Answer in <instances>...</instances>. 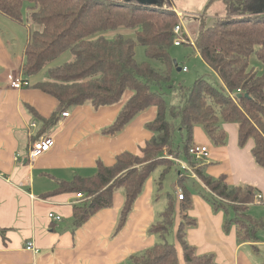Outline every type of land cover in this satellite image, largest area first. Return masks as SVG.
<instances>
[{"label": "trees", "instance_id": "16d2710c", "mask_svg": "<svg viewBox=\"0 0 264 264\" xmlns=\"http://www.w3.org/2000/svg\"><path fill=\"white\" fill-rule=\"evenodd\" d=\"M161 1L156 6L144 7L135 0H0V13L29 27L21 67L23 77L29 81L45 73V79L36 83L35 88L58 102L50 119L38 115L42 122L39 135L57 126L70 109L119 105L128 92L132 96L112 125L103 130L104 136L121 133L139 114L152 107L157 109L155 120L148 126L152 139L138 154L123 152L110 166L99 160L94 176L76 177L61 184L57 191L83 196L82 204L72 210L74 227L81 228L97 213L110 209L114 194L122 190L125 202L117 231L123 229L153 173L162 169L160 190L167 173L175 168L179 187L185 193L181 221L176 222L175 194H168L166 209L151 228V234L159 241L132 256L131 264H216L213 255L197 254L186 236L188 229L197 226V221L184 214L190 209L185 183L193 178L182 174L180 166L170 158L180 160V152L173 149L176 125L167 119L166 101L159 93L164 86H172L176 65L171 49L177 39L174 29L180 23L170 1ZM218 2L225 7L224 17L210 21L201 18L194 46L190 47L198 51L221 86L217 88L202 78L189 88L181 86L179 107L171 111V117L180 122V131L187 136L183 143L186 164L194 168L195 178L210 193L206 200L217 212L233 213V218L227 219L225 231L235 226L239 242H253L258 232L264 230V217L253 220L248 214L249 206L256 200L255 189L230 186L225 176H206V164L194 162L189 153L196 127L201 126L216 147H223L228 139L223 125L238 124L239 145L244 147L253 140V157L264 168V74L256 72L251 63L252 56L264 63L262 1L211 0L210 4ZM121 28L133 31L134 37H108V33ZM137 46L144 47L147 58L160 62L164 68L159 70L150 62H138ZM66 55L69 59L60 62ZM34 140L33 143L38 141ZM172 229L176 242L170 243Z\"/></svg>", "mask_w": 264, "mask_h": 264}, {"label": "crops", "instance_id": "0c3cea01", "mask_svg": "<svg viewBox=\"0 0 264 264\" xmlns=\"http://www.w3.org/2000/svg\"><path fill=\"white\" fill-rule=\"evenodd\" d=\"M161 3L160 0L158 4ZM178 8L172 6L175 13H185ZM186 22L191 37L195 36L199 24ZM29 36V27L0 13V231H4L0 232V264H131L132 256L159 241L151 234V228L166 209L167 200L157 193L155 178L146 183L126 226L119 231L125 202L122 190L114 194L110 209L97 213L78 229L73 225L72 210L82 204L83 196L57 190L76 177L94 176L99 160L110 166L123 152L138 154L152 139L148 126L155 120L157 109L152 107L139 114L121 133L104 136L103 130L112 125L132 96L128 92L119 105L70 109V116L61 117L57 126L39 135V116L50 119L58 106L55 98L35 88L45 79V73L29 79L30 88L15 90L9 85L10 76L22 71ZM67 59L68 55L60 62ZM33 124L37 128H32ZM223 128L228 135L223 147H216L201 127L194 129L193 144L210 150L205 175L215 179L225 176L227 184L234 187L250 186L256 191L255 202L264 203V168L253 157L254 141L241 147L238 124L227 123ZM41 137L53 138L55 145L31 163L28 153L35 143L32 140ZM178 189L181 190L179 185ZM190 197V209L184 214L197 221V226L188 229L186 236L197 254L213 255L216 264H264V230L253 242H239L235 226L225 231L227 214L215 211L204 197ZM175 199L176 222L180 223L185 199L179 202L176 192ZM252 206L248 211L250 218H263L264 207L250 215ZM229 213L233 218V213ZM51 214L60 215L62 221L51 220ZM29 242L34 243L37 253L26 250ZM177 249L181 255L179 246Z\"/></svg>", "mask_w": 264, "mask_h": 264}, {"label": "rangeland", "instance_id": "374dc122", "mask_svg": "<svg viewBox=\"0 0 264 264\" xmlns=\"http://www.w3.org/2000/svg\"><path fill=\"white\" fill-rule=\"evenodd\" d=\"M126 2L127 0H120ZM171 5L178 9L182 8L185 10V13L182 17H179V23L184 24V31L178 36L179 39L182 41V44L177 47H173L171 49V56L176 65H178L173 72L171 87L164 86L162 90H159V93L163 95L166 101V105L168 108L167 111V119L173 122L176 125V130L174 133V143H173V149L175 151L180 152L179 161L187 163V157L185 154V150L183 148V143L187 139V136L185 132L180 131V122L178 120H175L171 117V111L173 109H178L179 107V100H180V94L179 89L181 86L184 87H191L195 83L196 80L199 78L205 79L206 81H209L213 85H215L217 88H220L221 82L219 81V78L216 77L214 72L210 69V67L203 62L201 59L199 53L197 50H194V48L188 44L189 38L191 37V33L189 31V28L187 27L186 21H194L200 24V19L203 18L206 21L214 20L219 17H224L225 15V7L221 2L218 3H212L210 4L211 0H169ZM262 1V6L264 9V0ZM158 5V4H157ZM176 10V9H175ZM26 11V10H25ZM23 13L26 16V13L23 11ZM198 34V31H197ZM197 34L194 36L193 41L195 42ZM109 38L113 39L118 35H123L128 38L134 37V32L129 31L126 29L121 28L117 32H110L107 34ZM136 52V60L140 63L147 62L151 63L152 66H154L156 69H163L164 66L161 65L160 62L152 61L147 58L146 52L144 47L137 46L135 49ZM251 63L253 69L258 72L260 75L264 74V63H260L255 56H252ZM187 68L188 71L184 72L183 69ZM154 91H158V88H153ZM224 122L222 121L221 124ZM226 124V123H225ZM224 124V125H225ZM201 127V126H200ZM162 169L157 170L153 173L152 178H155L154 180V186L157 188V193L163 195V199H166L168 194H175L176 192V186L179 185V179H178V173L177 170L174 168L172 169L165 178L162 181L161 189L159 190V184L160 180L159 177L161 175ZM185 187L187 190V193H189L190 199L192 198V194L198 195L200 197H207L209 195L206 190L204 189V185L201 183L198 179H188L185 183ZM162 202V201H161ZM251 208V214L255 210H260L264 207V203L255 202ZM160 207V201L159 205ZM164 211V210H162ZM227 218H232L231 213L227 215ZM173 229L170 231L168 242H173Z\"/></svg>", "mask_w": 264, "mask_h": 264}, {"label": "built area", "instance_id": "2783aa9c", "mask_svg": "<svg viewBox=\"0 0 264 264\" xmlns=\"http://www.w3.org/2000/svg\"><path fill=\"white\" fill-rule=\"evenodd\" d=\"M177 15L179 17H182L183 14L176 12ZM184 27L182 24H179L176 26V28L174 29V34L177 37L176 41H175V47L180 46L182 44V41L179 39V35L183 32ZM189 45H193L194 46V41L191 37H188ZM184 72H187L188 69L184 68L183 69ZM9 85H11V87L15 90H22L23 88H30L31 84L28 80H26L23 77V73L22 71L19 74H13L10 76L9 79ZM70 116V113H65L63 115V117H68ZM32 128H37L36 125H31ZM55 145V140L51 137H41L36 143L33 144V146L31 147L28 155H29V161L35 162L39 157L43 156V154L49 152L52 147ZM189 153L190 156L192 157V160L196 163H200V164H206L209 160V156H210V150L208 149V147L203 146V145H199L194 143L190 148H189ZM170 158L172 160H174L179 166L180 169L183 171L182 174L184 173H188L191 175V178L195 179V175H194V168L191 167L190 165L179 161L176 158H173V156H170ZM181 174V175H182ZM177 195H178V201L182 202L185 198L184 195L185 193H183L182 190L178 189L176 191ZM259 199H261V197H258ZM49 218L57 223H60L62 221V217L60 215H55V214H51L49 216ZM26 250H29L33 253H37L38 249L35 247L33 242H29L27 243V247Z\"/></svg>", "mask_w": 264, "mask_h": 264}, {"label": "water", "instance_id": "95a60500", "mask_svg": "<svg viewBox=\"0 0 264 264\" xmlns=\"http://www.w3.org/2000/svg\"><path fill=\"white\" fill-rule=\"evenodd\" d=\"M127 1H133V0H127ZM135 1L138 2V4L140 6H144V7L153 6V4H158V2H160V0H135ZM177 66L178 65H176V67ZM240 96H242V95H240Z\"/></svg>", "mask_w": 264, "mask_h": 264}]
</instances>
